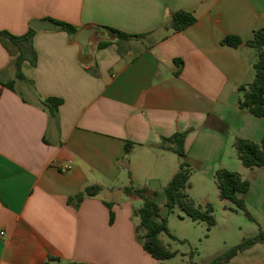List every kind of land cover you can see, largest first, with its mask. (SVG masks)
I'll return each instance as SVG.
<instances>
[{
  "label": "crops",
  "instance_id": "obj_1",
  "mask_svg": "<svg viewBox=\"0 0 264 264\" xmlns=\"http://www.w3.org/2000/svg\"><path fill=\"white\" fill-rule=\"evenodd\" d=\"M181 10L196 22L174 32L169 21ZM34 20L146 37L97 42L85 63L74 36L36 32L24 79L17 48L0 39V264H190L185 251L158 261L143 249L134 216L143 201L124 189L147 188L166 217L164 188L182 162L190 183L201 174L216 184L217 170L238 172L236 138L262 141L264 118L240 108L238 91L254 81L258 53L221 41H247L264 28V0H0V31L23 36ZM49 98L63 101L58 121L41 105ZM184 132L185 157L162 148L163 138ZM93 185L100 194L68 204ZM257 246L228 264H243Z\"/></svg>",
  "mask_w": 264,
  "mask_h": 264
},
{
  "label": "trees",
  "instance_id": "obj_2",
  "mask_svg": "<svg viewBox=\"0 0 264 264\" xmlns=\"http://www.w3.org/2000/svg\"><path fill=\"white\" fill-rule=\"evenodd\" d=\"M57 25V30L66 32L69 36H74L78 29L68 23L49 20ZM196 17L186 11H177L171 16L169 27L174 32H182L194 25ZM116 35L118 41H130L132 39L141 40L146 35H130L117 29L107 28ZM36 31L32 28L23 36H14L7 31H0V39L2 41H9L17 48V55L15 56L14 63L16 67V76L18 79H24L21 71V65L25 60H28V53L30 50L33 54L32 62H36V55L32 46V40ZM110 42H100L98 48L108 46ZM222 45L233 48H238L246 45L254 48L258 53V60L254 65L255 79L251 84L242 85L238 91L242 95L239 101L241 109L247 110L250 114L257 118H264V28L254 31L251 39L244 41L238 35H228L222 41ZM121 52V51H120ZM174 63L179 64L180 67L183 63L180 59H175ZM180 70L175 74L179 75ZM12 87V84H9ZM63 103L61 99L49 98L41 102V105L46 109L50 115V119L58 121L59 107ZM187 132L176 133L169 138H163L162 148L168 149L179 155L180 157L186 156L185 139ZM132 142H127L125 146L126 154H129L133 148ZM237 156L242 165L247 169L264 168V137L260 143L254 142L245 138H236L233 144ZM191 168L186 161L182 162L179 171L174 175L172 180L164 188L166 197V209L168 214L174 213L176 208H180L188 217L193 221L206 222L210 230L215 225L214 209L212 205L208 204L205 208L196 205V202L189 196L188 189L191 187L190 177ZM215 182L219 191V198L222 201H229L235 204L238 208L244 209L245 204L241 195L249 191V183L242 178V175L235 171L227 169H219L215 173ZM101 185H93L86 188L79 194L69 197L68 204L79 207L87 197H95L102 191ZM127 195H137L142 201L143 205L140 209L134 211V216L138 217L140 222L136 227L138 232L137 241L141 244L143 249L158 261H167L175 258L178 254L173 251L168 244H165L160 236L168 234V220L166 217L160 215V207L157 202L148 195L147 188L136 189L130 185L124 189ZM110 211V224L115 221V213L113 211V203H105ZM264 244V233L259 232L258 235L246 238L243 242L234 248L216 256L209 264H228L238 254L254 247L256 244ZM193 253H191V257ZM49 257V260H53ZM191 264H197L190 258ZM48 264V263H46ZM70 264H87V263H70Z\"/></svg>",
  "mask_w": 264,
  "mask_h": 264
},
{
  "label": "rangeland",
  "instance_id": "obj_3",
  "mask_svg": "<svg viewBox=\"0 0 264 264\" xmlns=\"http://www.w3.org/2000/svg\"><path fill=\"white\" fill-rule=\"evenodd\" d=\"M237 165L238 173L249 183V191L242 198L245 208L240 209L231 202L220 200L214 181L201 174H194L189 195L203 208L212 205L216 223L209 230L206 222L194 223L187 219L188 216L180 208L172 214L163 210L171 237L162 234L161 238L171 244L172 250L185 251L189 260L191 258L197 264H209L216 256L239 246L244 239L254 237L260 231L264 233V168L246 170L240 162ZM255 246L256 250L243 256V264H252L254 259L264 264V244Z\"/></svg>",
  "mask_w": 264,
  "mask_h": 264
},
{
  "label": "water",
  "instance_id": "obj_4",
  "mask_svg": "<svg viewBox=\"0 0 264 264\" xmlns=\"http://www.w3.org/2000/svg\"><path fill=\"white\" fill-rule=\"evenodd\" d=\"M30 28L36 32H52L57 29V25L52 21L46 20H34L30 23ZM116 40V35L107 29L106 27H85L80 29L74 35V42L82 48L81 60L85 63L91 61L89 56L92 47H94L97 42H112ZM98 43V45H99ZM97 45V46H98Z\"/></svg>",
  "mask_w": 264,
  "mask_h": 264
},
{
  "label": "built area",
  "instance_id": "obj_5",
  "mask_svg": "<svg viewBox=\"0 0 264 264\" xmlns=\"http://www.w3.org/2000/svg\"><path fill=\"white\" fill-rule=\"evenodd\" d=\"M68 169H69L68 167H67V168H65V169H64V172H67V171H68ZM0 234H1V235H3L4 233H3V232H1Z\"/></svg>",
  "mask_w": 264,
  "mask_h": 264
}]
</instances>
